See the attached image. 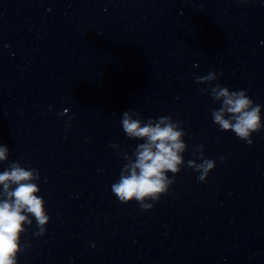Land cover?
<instances>
[{
    "label": "clouds",
    "instance_id": "obj_1",
    "mask_svg": "<svg viewBox=\"0 0 264 264\" xmlns=\"http://www.w3.org/2000/svg\"><path fill=\"white\" fill-rule=\"evenodd\" d=\"M218 79L217 73L211 71L195 77L197 84L208 86L199 89L201 94L210 95L220 104L219 108L211 110L213 122L220 131L233 132L251 146L252 134L264 129L262 106L248 96L247 90L232 91L219 83L213 86ZM67 111L65 109L59 115L63 116ZM121 125L128 138L143 142L137 144L131 154H121L123 166L111 191L122 204L135 201L141 210L150 211L175 182L168 173L175 177L185 164L183 153L188 150V145L184 140L187 134L184 122L174 120L170 115L144 120L139 112L129 109L122 113ZM191 154L194 158L187 161V166L198 173L197 180L204 183L216 168V160L205 156L203 144L197 145ZM8 157L9 149L0 145V162L7 161ZM219 159L224 162L223 156ZM40 179L38 169L23 167L20 161L11 162L0 172V264H18V255L30 247L29 244L22 246L21 236L31 228L33 218L37 227L34 235L43 236L47 232L51 217L45 208L46 201L38 195Z\"/></svg>",
    "mask_w": 264,
    "mask_h": 264
}]
</instances>
